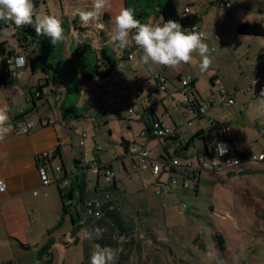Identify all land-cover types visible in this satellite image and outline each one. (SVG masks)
Instances as JSON below:
<instances>
[{"label":"rangeland","instance_id":"obj_1","mask_svg":"<svg viewBox=\"0 0 264 264\" xmlns=\"http://www.w3.org/2000/svg\"><path fill=\"white\" fill-rule=\"evenodd\" d=\"M228 1L230 2L228 8H220L217 6L216 0H177L179 10L182 11L185 6H189L192 12L197 11L199 22H202L204 26L206 25L208 31L214 30L216 34L218 31L231 30L233 20L242 17L243 14L247 20L251 21L264 19V0ZM92 4L93 0H36L34 5L36 13L41 17L46 15L58 17L64 30L66 24L63 21L76 19V26L72 25L68 36L65 37V54L67 56H70L71 38L76 40L90 38L93 45L98 47L107 44L113 49L116 56H123L124 49L111 43L115 17L124 7L123 1L108 0L107 6L100 10L98 19L84 24L78 13L92 10ZM213 17H217L215 24L212 21ZM7 23V27L0 29V41H6L8 46H14L18 27L12 21ZM148 23L160 24L161 18L152 16ZM205 42L210 49L212 65H214L213 72L222 73L220 78L225 88L232 92L235 78L241 86L234 93V102L231 105L223 107L216 104L207 109L206 116L200 118L192 113L196 118L190 120L191 116L186 117L182 113L176 114V111L170 109L169 113L177 119L178 123H182L181 138L190 139L192 133L196 132L195 127H198L204 130L206 141L211 144V141L217 139L221 127L228 125V127H233L236 132L234 144L236 147L241 149L247 147V149L253 150L256 149L257 143L264 146V138L261 136L258 127L253 124L257 121L253 120L255 115L264 116V89H261V85L258 83L263 79V76H258L255 81L252 80L261 66L260 49L254 43L249 46L248 43L250 42L243 41L242 50L238 49V45H235L234 52H231L227 46L216 45L213 40H205ZM197 59L200 61L198 55ZM138 60V57L130 61L118 60L117 67L110 76L95 77L85 82L86 89L81 91L75 103L83 117L79 119V123H76V125L78 124L77 129L70 130L72 131L71 149L65 154L67 169L70 168L74 155L80 157V151L84 152L87 161L93 165L102 166L105 162L111 161L115 154L123 151V146L120 143L122 137L130 141L133 137L139 138L140 124L135 119L134 112L138 109L140 101H146L144 96L148 94L150 88L149 83L146 82V77L149 69L154 68V64H140ZM248 64H255L257 68L255 74L249 78L252 82L254 81L251 83V86L254 87L252 90L246 85L245 79L244 82H241L243 78L241 75ZM203 73L199 88L196 87L200 98L214 96L212 99L215 97L217 99L219 95L216 92L217 88L212 89L209 81L211 70L208 69ZM135 85H140L142 88L141 95L136 96L138 102L135 98ZM122 90L128 93L124 95L123 101L118 103V92ZM187 90H191L190 85ZM125 97L128 100H125ZM71 98H73L72 95L68 99ZM202 99L206 100L207 98ZM164 100L167 105L171 102L176 105L174 100L169 101L167 98ZM153 102L150 101V104ZM173 103L171 104L174 106ZM130 106H134V112L130 110ZM153 107H155L156 114L161 121L164 122L165 120L164 123L166 121L172 123L170 117L164 113V107L160 101ZM180 107L182 112L186 110L183 105ZM88 117H92L93 121H87ZM209 118L213 122H209ZM188 120L191 121L192 125L187 124ZM129 122L132 123L131 128L127 126ZM92 125H95V129H92ZM166 125L168 124L166 123ZM243 127L246 128L241 130ZM84 130L87 135L84 146L80 147L77 134ZM109 131H111L110 134ZM219 141L228 145L230 150H234L224 138L220 137ZM98 142H100V146ZM199 142L198 137H195L193 143L184 153L186 157H175L179 160V165L185 167L190 163L189 161L196 162V147ZM134 143L139 144V142H132V144ZM234 145H232L233 148ZM147 147L152 151V157H158V154L162 152L161 144L157 138L150 139ZM171 151L173 156H176L173 149ZM233 154L235 153L233 152ZM113 161L111 162L113 163ZM251 163L252 170H247L241 174L227 175L225 172H213L208 168H201L198 191L194 193L190 188L181 191L179 197L182 200H178V205L172 198L171 207L177 211V214H168V227H164L158 220L153 221V232L156 234L154 237L158 241L152 239L151 258L153 257V259L150 264H216V259L212 257L222 260L223 264H264V164L257 161ZM126 165L127 172H119V174H122L127 186H131L130 188L135 190L142 187L150 190L153 180L150 170L135 173L130 168L128 160ZM239 168H244V165H239ZM88 173L92 185L95 175L91 170ZM186 176V179H190V173H187ZM102 180L101 174L100 183ZM178 184H181L180 176L178 177ZM53 186L57 187L55 184ZM168 199L171 197L167 195L166 200ZM69 200L72 201L71 208H78L80 212L81 202L79 201L78 188H75L74 197ZM59 201L62 203L60 197ZM181 203L186 205L185 210L181 209ZM65 215L70 216L69 213ZM68 225H70L69 221L67 225L61 227L60 231H67ZM219 236L224 241L223 249L218 244ZM59 245L64 246L63 243ZM82 252L81 244L70 245L68 250L62 248V251L54 252V262H60L64 255L70 254L71 263L80 264ZM133 254L128 255L129 262L126 264H137L135 250Z\"/></svg>","mask_w":264,"mask_h":264},{"label":"crops","instance_id":"obj_2","mask_svg":"<svg viewBox=\"0 0 264 264\" xmlns=\"http://www.w3.org/2000/svg\"><path fill=\"white\" fill-rule=\"evenodd\" d=\"M189 13L195 14L196 16L198 14L197 11L192 12L191 10ZM246 18L247 17L243 14L242 17L233 20L234 23L232 25L233 28L231 30L218 31L217 34L214 30H212V32L211 30L208 31L207 29L208 27L206 25L204 26L202 22H199V20L197 22V25L200 30L210 35V38H207L206 40H210V41L213 40V42L216 45L227 46L231 52H234L235 45H238V49L242 50L241 44L243 41L250 42L248 43L249 46H251V44L254 43L260 49L259 50V54H261L260 69L256 73L255 77H252L255 74L257 68L255 64L253 65L248 64L241 75L243 77L241 82H244L245 79L246 85H248V88L252 90V88L254 87L251 86V83H253L258 76L262 75L263 79H261L258 83L261 85V89H264V61L262 60V58L264 57L263 54L264 37L257 35L238 34L236 31L237 24L241 20H244ZM256 20L262 21L264 25L263 18ZM215 23L216 22H213V24ZM8 47L13 49V52L14 51L17 52L20 49L17 43V35L14 46H8ZM139 57L140 54L138 56V59ZM133 59H129V60L125 59V60L130 61ZM138 63H140V60H138ZM198 64L199 61L197 59V54L194 53L193 61L190 64L181 65L179 68L176 69H171L168 67H163L154 64L153 65L154 68L152 70L158 69L163 73H165V75L168 78L167 89L169 88L168 91L175 93L174 95L177 96L179 95V92L177 91L179 79L189 76L191 91H193L194 96L198 100H205L202 98L212 99L214 96L200 98V95L197 92V88H199L202 75L204 74L199 70ZM209 69L212 72L210 73V79H209L211 83V87L212 89L216 87L217 88L216 92L218 93L219 85H223L221 83V78H220V76H222V73L221 72L214 73L213 72L214 65H211ZM251 77L252 80H254L253 82L249 79ZM38 79H39V74L30 72V69L27 66L26 68L23 69L20 77L13 79L11 78L10 80L8 79V82L4 83L0 87V106L7 105L9 109V113H8L9 121L7 126L11 128V132L5 136L4 141L0 142V179H3L6 185L5 190L3 192H0V264H11L12 262H16L19 264H42V260H38L37 258V250L46 241L47 230L54 228L57 225L58 221L61 220L60 217H61L62 203H60L59 201L58 188L54 187L53 184H55L56 186H60L62 184L54 181L49 184L42 183L39 175V165L41 164V160L39 159V156H41L43 152H47L49 154L50 163L52 164V166L55 165L61 166L62 165L61 161L63 160L64 169L61 167L60 174L65 175L66 173L67 185L69 182L71 186H73V188L84 186L83 184L89 185L90 189L89 191L84 193L83 198L85 197L95 198L101 196L103 194L102 189L108 187L114 181V187L110 191V194H111L112 204L114 205L115 210L111 214V216L108 217L105 215L104 220L100 222V224L90 222L84 227H80L76 233L79 239L78 244H73L71 242L73 237L70 235V228L72 226L71 218L68 219V217H71V215L70 216L64 215V217L62 218L61 225H59L58 229H56L52 233V236L55 238V242L52 248V256H50L51 259L50 264H70L71 263L69 257L70 254L68 256L64 255L60 262L58 261L55 263L54 252L60 250L62 251V248L68 250V247L70 245L77 246L80 244L82 245V251H83L80 264H90L91 254L94 251L95 245L99 243L96 244L94 243L95 238L94 239L86 238L85 232L86 231L91 232L93 233L94 236L95 231L98 228L102 230L105 227L107 229V226L110 225L109 222L114 223L118 228H123L126 233V238L124 240V245H125L124 248L120 246L118 249H115V246L113 247V249L117 250V259L115 264H126L127 262H129L128 255H130L131 253L133 254L134 250L136 251L135 258L137 264H150V262L153 259V257L151 258L152 239L153 236L156 235L155 232H153V226H152L153 221L158 220L161 222V224H163L164 227H168V220H169L168 214L170 215L177 214V211L171 207V205L173 204V199L177 204L178 200H182L179 197L180 195L179 193L181 191H186L185 189L188 188H190L194 193L198 191V187H196L197 189H195L194 180L193 178H191V176L193 174L192 170L198 161V156H199L198 153L204 150L205 148L204 143H207L204 130L195 127L196 132L200 130L203 131V133L198 137L201 143L199 142L198 146L196 147L197 148L196 162L189 161L190 162L189 164H191V166L188 164V167L182 168V166H178L175 168V171H173V175L176 178V182L168 184L169 187L168 191H164L165 181L167 180L168 177V174L166 172H163L161 174L160 179H156L152 171L150 170L149 166L146 168H142L140 166L138 168H133L132 167L133 159L126 156V151L124 149L122 152L115 154V157H118L112 163V170L115 172V177L110 182V184H108L107 186L103 185L102 186L103 188L98 187L97 183L99 182L100 184L99 181L100 175L98 177L91 168L93 174L95 175L94 183L91 185V181H89V173H88L90 169L88 167H82V163H80V161H78L77 164L75 165L73 164L74 160L81 159V157L84 158V161H86L87 164L89 165L92 164L90 163V161H87L84 152L82 151L79 152L80 157H78V155L73 156L72 164L69 169H67L66 160H65L66 152L71 149L70 141L72 139L71 137L72 131L70 130L77 129L78 124L76 125V123L80 122L79 119L81 117L76 121H74L73 119L71 120L66 119V120L57 121L54 124H49L45 120V116L47 114H49L51 117L56 116L53 99L51 97L46 100L32 99L31 95L29 94V89L36 85ZM232 86L234 90L230 92L229 89L227 90L223 85L226 92L234 99V93H236L240 89L239 87L241 86L239 85L237 78H235V83H233ZM149 87H150L149 89H152L153 84H149ZM229 88L231 89L232 87ZM81 89L82 90L86 89L85 83L81 85ZM212 92L214 91L212 90ZM135 98L138 102V98L136 97V95ZM144 98L146 101L145 102L140 101L138 103V109L135 112L133 110V112L135 113V119L138 120L140 124L139 127L140 131L138 133L139 138L135 139V137H133L131 141L128 139L126 140L129 141V146H131L132 142H136V143L139 142L140 145H145V147L150 151V155H149L150 159L156 158L161 160L160 159L161 156H164L165 153L164 152L165 150L163 149V145L165 144L168 145L167 152L170 153V150L172 149L174 150V147L177 146L178 143L184 142L188 139L181 138L182 131H180V133L178 134V139L172 142L171 140L161 142L159 139H157L159 144H161L163 153L162 152L159 153L158 157H152L151 156L152 151L147 147L148 141L152 138H149L148 140L142 138L140 136V132L141 130H147L146 126L148 125L147 123L148 121L146 120L152 111L158 117V119H160L159 116L156 114L155 107L153 106L158 101L161 102V105L164 107V113L170 117L169 119L172 122V123H168L166 121V123L171 126L177 123V119H175L169 113L170 109L172 111H176V114L182 113L183 116L186 117L191 116L190 120L196 117L193 114L184 115V112L181 111L182 108L181 107L177 108L173 102L171 103H173L174 106L171 103L168 105L165 104L164 98H166V96L164 95L163 92H158L154 98L153 97L149 98L147 95L144 96ZM125 100L128 99L125 97ZM150 101L152 102L154 101V102L150 104ZM249 102H250L249 104H251V101ZM19 116H22V118L14 121V119ZM255 116L256 117H253V120H257V121L253 122V124L257 126L258 129L259 127L264 129L263 126L264 116L262 115L259 116L255 115ZM209 120L213 122L211 118H209ZM26 122L32 123V129L27 133L19 132V130L17 129V123L25 124ZM131 125L132 123L129 122L127 125L128 128H131ZM91 127L92 129H95V125H92ZM223 128H226V131L228 130L232 131V134L234 135V139L230 141L229 144L230 146L234 145L236 141V132L233 129V127H228V125L221 127V130L219 131L216 140L222 137ZM245 128L246 127H243L241 128V130ZM110 132L111 131H109V134ZM261 136L264 138L262 133ZM110 138L112 137L110 136ZM255 138L253 139L254 141L256 140ZM98 143L100 146V142ZM262 148H264V146L261 145L260 143H257L256 149L253 150L247 149V147L241 149L234 145L233 148L234 150L230 152V155L233 157H237L239 156L238 151L241 152L255 151V150L257 151ZM57 149L59 150V152L56 153L55 155H52L54 150ZM233 152L235 154H233ZM126 159L128 160L130 168L135 173H138L142 170H150L151 174L153 175V180L151 181L152 187L150 190L146 189L145 187L135 190V189H131L130 188L131 186L130 187L127 186V183L124 181V177H122V174L121 175L119 174V172L120 173L127 172ZM150 159L147 160L148 164L151 161ZM206 159L210 163L220 164V159H218L212 153L210 156L206 157ZM241 164L244 165V168H239V165ZM241 164L230 168H224L219 171L217 170H211V171L225 172L227 175L228 174L230 175V173L241 174L243 172H246L247 170H252V168L250 167V165L252 164L251 161H245L242 162ZM186 172L190 173V177H189L190 179H186L187 177ZM200 173H199V181L201 179ZM179 176L181 177L180 185L178 184ZM184 182H186V186H184ZM60 187H64V186H60ZM167 195L170 196L171 199L166 200ZM70 204L72 205V201L70 202ZM82 204L83 203L81 202V206ZM186 208L187 207H185V209ZM71 210H72L71 213L75 216L74 210L76 211L78 210V208L73 207L71 208ZM178 211L181 210L178 209ZM67 220L70 223V225H68L69 227L67 231H60L62 226L67 225L68 222ZM98 239L102 241L103 246H107L104 244L105 240L108 239L107 233L104 234L103 232L102 234L101 231V235ZM57 243L59 244L63 243L64 246L62 247L59 244L57 245ZM66 256L67 259H65ZM43 258H46V256H44Z\"/></svg>","mask_w":264,"mask_h":264},{"label":"trees","instance_id":"obj_3","mask_svg":"<svg viewBox=\"0 0 264 264\" xmlns=\"http://www.w3.org/2000/svg\"><path fill=\"white\" fill-rule=\"evenodd\" d=\"M35 1L36 0H33L34 4ZM122 1L124 7L132 8L134 10L136 17L142 23H148L149 19L152 16L161 18V23L168 19H175L179 21L183 27L191 26L197 23L199 20L195 14L184 13L183 10L182 11L179 10L177 0H122ZM63 23L66 24L64 26L65 27L64 38L61 42L57 43L56 45H53L51 43L50 37L37 36L35 33V29L32 26L29 27L27 26V28H25V31H29L37 39L38 42L36 49L28 56V61H29L28 67L30 69V72L39 74V79L36 85L29 89V94L31 95L32 99H38V100H46L51 97L54 101L55 114L57 115V119L59 121L66 119L77 120L80 117H82V113L78 111V107L75 105L77 101L76 99H78V97L81 94V91H83L81 89V85L84 84L86 81L91 80L95 77L104 78L110 76L111 73L117 67L118 60L127 59V52H128V49L124 48L123 56L118 57L116 56L113 49L107 44H102L101 46L97 47L93 45L90 38L79 39V40L71 38L69 45L70 56H67L65 54V37L68 36L70 27H72V25L76 26V19L73 18L72 20H66L63 21ZM1 24L2 22H0V25ZM19 31L20 28H18L16 33H18ZM236 31L238 34L257 35L264 37V25L263 22L259 20H255V21H251L247 19L241 20L237 24ZM133 33H135V30H133ZM11 53H13V49L8 47L7 42L0 41L1 64L4 63L6 57ZM11 78H12L11 75L0 74V84L7 83L8 79L10 80ZM70 95H72L73 98L68 99ZM195 101L197 103L198 99L197 100L195 99ZM196 117L199 118L202 116H196ZM156 119H158V117L152 111L146 120L148 121L147 122L148 125L146 126L147 130H145L146 132L150 128L149 123H151L153 120ZM209 122L211 121L209 120ZM259 129L262 135L264 136V129L261 127H259ZM80 133H78V136ZM202 133H203L202 130L197 131L195 134H193L190 137V139L178 143V145L175 146L173 150L176 156H173L172 152L170 153L167 152L168 149L167 144L163 145V149L165 150L164 151L165 156H161L160 158L161 161L168 162L178 156L186 157L185 156L186 154H184L185 151L193 143L194 138L199 137ZM222 138H224L225 141H228L227 143H230V141L234 139V135L232 134V131L230 130L226 131V128H223ZM176 139H178V135L164 139V141L161 142H165L168 140H171L172 142ZM215 142H220V141L218 139L211 142V144L208 143L210 146L207 143H204L205 148L204 150L198 153L199 154L198 158L200 157V155L208 157L211 155V153L213 154L211 147L212 144ZM120 143L123 146V149L126 152H128L129 141L126 140L125 138H122ZM208 146L210 147V149ZM228 148L230 154L232 150H230L229 146ZM231 148L233 149L232 146ZM58 152H59L58 149L54 150L52 155H55ZM244 152L238 151L239 157L243 158ZM117 158L118 157L114 156L111 161L116 160ZM78 161L79 160L77 159L74 160L73 164L74 165L77 164ZM111 161L105 162L102 166L99 165L98 168L103 169V166H108L110 169H112ZM205 161L208 160L205 159ZM245 161L247 160L244 161L241 160L239 164ZM61 164H62L61 167L64 169L63 160L61 161ZM209 164L211 163L209 162ZM221 164L223 163L220 162V164H215V165H221ZM178 166H182V165L174 166L172 168V171H175V168ZM185 167H188V165ZM230 167L233 166L223 165L220 170ZM201 168H205V167H203L202 162L197 161V165H195V167L192 170L193 174L191 178H193L194 180L195 189H197L196 187H198L199 173ZM64 176H66V173ZM62 185H64V187L67 188L57 186L59 197L61 198L62 201L61 217H60L61 220L58 221L57 225L54 228L47 230L46 241L37 250V258L38 260H42V264H50L51 262L50 256H52V248L55 242V238L52 236V233L53 231L58 229L59 225H61L62 218L66 213H69L71 215L70 218H71L72 226L70 228V235L73 237L71 242L73 244H78L79 239L76 233L80 227H84L90 222L100 224V222L104 220L105 215L110 217L115 210L114 205L112 204V199L110 194V191L114 187V181L108 187L102 189L103 194L101 196L95 197L98 198L100 201L99 211H101V216L99 218H94V217L83 218V214H84L83 204L81 206L80 212L78 210L76 211L74 210V214H75L74 216L70 210L71 200H69L68 197L69 196H72V198L74 197L75 188L71 186L70 182L68 183V185L67 183L66 184L64 183ZM83 185L84 186L78 187L79 201H81L82 203L84 201L83 198L84 193L87 192V190L85 189L86 185L85 184ZM104 194H108L109 197L105 198ZM79 214L81 215V217ZM109 224L110 225L107 226V229L105 227L102 230L98 228L100 232L102 231V234L103 232L104 234L107 233L108 239L105 240L104 244L111 248L115 246V249H118L120 246L124 248L125 246L124 240L126 238L125 230L123 228H118L114 223L109 222ZM155 238L156 237L153 236V239ZM155 241L158 240L155 239ZM94 243L95 244L99 243V245L103 246L102 241L100 239H95ZM218 244L220 245L221 249L224 248V241L220 236L218 237ZM44 256H46V258H43Z\"/></svg>","mask_w":264,"mask_h":264},{"label":"clouds","instance_id":"obj_4","mask_svg":"<svg viewBox=\"0 0 264 264\" xmlns=\"http://www.w3.org/2000/svg\"><path fill=\"white\" fill-rule=\"evenodd\" d=\"M108 0H93L92 10L80 11L78 14L81 21L87 24L91 20L98 19L100 10L105 8ZM14 22L15 26L22 28L26 25L35 29L37 36L51 38V43L56 45L64 38V29L61 20L56 16L41 17L36 13L33 0H0V22ZM135 30V34L131 35ZM205 33L197 30H187L175 19H168L160 24L142 23L135 15L132 8L123 7L115 17L111 43L119 48H128L134 42L142 50L139 57L142 64H155L171 69L179 68L181 65L190 64L193 61V54L200 57L199 70L207 71L212 65L210 49L205 42ZM28 58L19 57L17 67L23 68L28 63ZM14 75L17 73H13ZM9 109L7 105L0 106V142L11 132L8 127ZM228 152V146L223 142H217V157ZM236 162L230 160L228 163ZM0 185H4L0 179ZM3 188H0L2 191ZM101 235L99 229L95 235L85 232L88 239H98ZM216 259V264H223V261ZM117 250L96 244L90 257V264H115Z\"/></svg>","mask_w":264,"mask_h":264},{"label":"built area","instance_id":"obj_5","mask_svg":"<svg viewBox=\"0 0 264 264\" xmlns=\"http://www.w3.org/2000/svg\"><path fill=\"white\" fill-rule=\"evenodd\" d=\"M216 4L218 7H224L227 8L230 6V2L228 0H216ZM184 13H189V6H185L183 8ZM213 22L217 21V17H213ZM28 25L20 28V31L16 34L17 35V43L20 49L17 52H13L9 54L6 57V60L4 63L0 65V74H8L11 75L12 78H18L21 76V73L24 68L28 66V63L21 69L17 67V59L19 57H25L28 58V56L36 49L37 47V39L29 32L25 31V28H27ZM29 27V26H28ZM187 30H197L205 33L204 31L200 30L197 26V23L191 25V26H186L184 27ZM135 33H132L131 35H134ZM206 37L209 38L210 35L206 34ZM127 59H133L135 57H138L139 54L140 56L142 55V50L135 45L133 42L130 47L127 48ZM264 61V57L262 58ZM17 74H13V73ZM167 76L165 73L161 72L160 70H149L148 76L146 77V82L149 84H153L152 89H148V94L147 96L149 98L154 97L158 92H163L166 98L169 101H176V107H180V105H183L186 110L184 111V115L187 114H192L195 113L197 116H203L207 109L209 107H212L216 104L221 105V106H229L233 103V97L230 96L226 90L224 89L223 85H219L218 87V98L217 99H207V100H198L197 103L195 99L197 98L194 96L193 91H188L187 88L190 85V77L187 76L185 78H180L177 91L179 92V95H174L175 93L168 91L167 89ZM3 84H0V87ZM142 91L141 86L135 85V95L138 96ZM119 96L117 98L118 103L123 101V96L127 94V91H120L118 92ZM130 110L133 111L134 107L130 106ZM56 115V114H55ZM45 120L49 124H54L55 122L59 121L57 119V115L55 117H51L49 114L45 116ZM87 121L92 122L93 118L88 117ZM211 121V120H210ZM187 124L190 125L191 121L188 120ZM181 122L175 123L173 126H168L166 123L161 121L160 119L153 120L150 123V128L146 132L145 130H141L140 136L145 139L149 138H157L160 141H164V139H167L169 137L178 135L180 129H181ZM17 129L21 133H27L32 129V123L31 122H26L25 124L22 123H17ZM146 132V133H145ZM86 132H81L79 134V141L78 144L80 146H84L85 143V137H86ZM216 144L217 142L212 144V152L213 154L217 157L216 154ZM243 158L237 156L233 157L229 154V148L228 152L223 155L217 157L220 159V162L223 164L221 165H215L213 163L209 164V162L205 161L206 157L201 156L198 158V162H202L203 167L208 168L209 170H220L223 165H229V166H234L239 163L232 162L228 163L230 160H247V161H257L264 163V148L257 150V151H245L243 153ZM150 151L145 147V145H139L137 144H131L128 148V152H126V156L133 159L132 161V167L133 168H138L139 166L142 168L150 167V170L152 171L154 177L156 179H160V176L163 172H166L168 174L167 180L165 181V188L164 191H168L169 187L168 184L170 183H175L176 178L173 175L172 168L174 166L179 165V161L177 159H172L168 162H162L159 159L149 158ZM39 159L41 160V164L39 165V175L41 178V181L43 184H49L51 182H61L62 184L67 183V178L64 175H61V166L60 165H55L52 166L50 163V156L47 152H43L41 156H39ZM150 159V163H147V160ZM80 163H82V167H88L90 170L92 168L93 172L99 177V175L103 176L102 183L99 184L97 183L98 187L107 186L110 184V182L113 180L115 177V172L110 169L108 166H103V169H99L98 166L87 164L86 161H84V158L81 157V159H78ZM191 166V164H189ZM105 167V168H104ZM91 170V171H92ZM172 173V174H171ZM184 186H186V182H184ZM5 182L4 185H0V188H3V192L5 190ZM103 188V187H102ZM85 189L89 191L90 187L89 185L85 186ZM35 192V191H34ZM105 198H108V194H104ZM83 206H84V214L83 218H88V217H94V218H99L101 216V211H99L100 207V201L98 198H88L85 197L83 201ZM186 205L184 203H181V208L185 209ZM11 264H19L16 262H12Z\"/></svg>","mask_w":264,"mask_h":264},{"label":"water","instance_id":"obj_6","mask_svg":"<svg viewBox=\"0 0 264 264\" xmlns=\"http://www.w3.org/2000/svg\"><path fill=\"white\" fill-rule=\"evenodd\" d=\"M8 26V23L6 22H2V24L0 25V29L4 28V27H7ZM22 116H19L17 118L14 119V121H16L17 119H21ZM72 196H69L68 198H71Z\"/></svg>","mask_w":264,"mask_h":264}]
</instances>
